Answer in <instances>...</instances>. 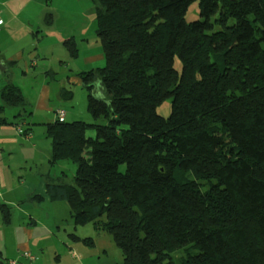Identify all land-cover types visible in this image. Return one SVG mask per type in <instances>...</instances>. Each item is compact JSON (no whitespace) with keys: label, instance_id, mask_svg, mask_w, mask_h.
<instances>
[{"label":"trees","instance_id":"16d2710c","mask_svg":"<svg viewBox=\"0 0 264 264\" xmlns=\"http://www.w3.org/2000/svg\"><path fill=\"white\" fill-rule=\"evenodd\" d=\"M92 2L104 66L78 76L103 123L44 124L50 165H75L47 197L109 233L123 264H264V0ZM0 99L26 104L9 82Z\"/></svg>","mask_w":264,"mask_h":264},{"label":"rangeland","instance_id":"374dc122","mask_svg":"<svg viewBox=\"0 0 264 264\" xmlns=\"http://www.w3.org/2000/svg\"><path fill=\"white\" fill-rule=\"evenodd\" d=\"M28 1L0 0V12L7 11L10 15H14L9 24H7V18L1 17L3 22L0 25V59L3 56L22 51L27 63H36L38 59L41 60L42 69H46V77L38 73L34 75V78L23 76L20 73V69H24L23 63L22 61L17 62L15 84L20 87L17 86L26 104L17 107L6 106L2 111L0 110V113L3 112L0 116L7 118L28 116L34 135L37 136L34 142L43 147L46 137L41 135L44 127L39 123L43 121L41 119L46 114L44 110L37 108L35 102L41 80L46 78L52 84L53 81L58 82L57 87L65 82V90L71 92V97L61 96V99H57L54 92L59 91V88L54 89L53 86L52 97H55V100L52 105L56 107L59 104L66 111L75 115L71 116L73 118L67 119V122L103 123L101 120H94L86 111V91L77 74L103 67L104 58L94 30L95 9L92 0H46L52 2H46L41 19L38 20L36 17L32 22H27L26 18L28 14H31ZM47 14L50 15L49 23L46 21ZM185 18L187 21L200 19L197 2L189 7ZM27 27L30 31L29 36L26 33ZM69 36H72L70 38L73 39L77 47V57L74 59L66 55L62 45L63 39L69 38ZM60 54L65 56L64 63L55 58ZM174 66L176 70L180 71L179 61H176ZM65 67L66 69H64ZM170 103V100L164 101L156 108L157 114L164 118L168 117L171 111ZM0 105H3L1 99ZM50 116L53 118L52 114ZM87 135L94 136V132L91 130ZM12 155L18 156L17 158L13 156L16 166L6 175L2 170L1 173L4 174L6 181L12 180L14 183L18 180L22 181L23 189H25L24 185H27L28 188L35 186L41 172L46 173V182L73 183L75 165L71 162L62 161L51 168L52 165L48 161L46 168L43 169L42 162L25 160L22 153ZM60 170L63 174L60 173ZM50 171L51 175H47ZM53 171L58 172V179L52 176ZM8 185H10L9 182ZM25 205L32 207L31 211L36 216L35 234L44 235L50 231L53 236L50 235L51 238L41 241L39 245L33 246L32 241H29L28 247H26L27 239L22 230L23 224L19 214L14 210L10 217L12 223L8 224L10 218L9 222H5L3 214L0 212V264H9L11 261L14 264H123L120 250L114 244L109 233L96 230L91 222L77 227L76 232L71 231L72 221L65 202L55 201L53 206L49 203L41 205L46 211L43 213L29 202H26ZM23 223L31 227L28 217H25ZM44 223L49 226V230L44 227ZM80 233L84 236L80 237ZM75 235L80 237V241H74ZM84 237L91 239L93 244L83 243L81 239ZM19 244L21 245L18 246ZM24 250L33 257L32 261L22 256ZM73 254L75 256L72 257ZM171 256L174 261H178L182 256V250L174 251Z\"/></svg>","mask_w":264,"mask_h":264},{"label":"crops","instance_id":"0c3cea01","mask_svg":"<svg viewBox=\"0 0 264 264\" xmlns=\"http://www.w3.org/2000/svg\"><path fill=\"white\" fill-rule=\"evenodd\" d=\"M46 2H52V1H46V0H29L28 1V7L30 9L29 13L31 14H28V16L26 17L27 22H32V20H34L36 17H38V20L41 19L44 13V10H45L44 4H46ZM3 16L8 19L7 24H9L10 21L14 18V15H10L7 11L0 12V19ZM94 30L96 33V24H94ZM26 33L29 36L30 31L28 30V27L26 28ZM70 37L72 36H69V38L67 37L66 39H63V41L67 39H72ZM66 55L69 57L67 52H66ZM55 58H58L60 60L59 62H62V63L65 62L64 54L55 56ZM25 60L26 58L24 57V53L22 51L15 52L14 54H11L9 56H3L0 59V91L8 82L12 83L13 85H16L15 84L16 83L15 71H16V68H18L17 62L19 61H22L23 63L24 69H20V73L23 76L25 77L30 76L31 78H34V75L38 73V74H43L44 77H46V69L45 68L42 69L43 67L41 64L42 63L41 60L38 59L36 63H27ZM7 63H10V64H7ZM64 69H66V67ZM6 75L8 77H6ZM57 84L59 83L53 81V84H52L51 82L47 81L46 78H43L41 80V86L39 87L37 94H36V98H35L36 106L39 110H44L46 114V116H43V119H41L43 121L39 123L43 127H44V124L53 122L56 119L55 118L56 110H59V109L64 110L65 112L64 120L65 121H67V119L69 118H73L71 116H75L73 113H69L64 108H62L61 105L57 103H56L57 104L56 107H53L52 105L53 100H55V97H52L53 86H54V89L59 88V91L56 90L54 92V95L57 97V99L58 98L61 99L62 98L61 96L68 97L64 94V92L66 91L64 87L65 82H63L61 86H58V87L56 86ZM51 114L53 118L50 116ZM3 120L5 121V123H0V203L5 204L7 207H9L10 216L8 217V222H9V218L14 213V210L19 214V218L23 224L22 230L27 239L25 246L28 247L27 243L29 241H32L31 243L33 246L39 245L41 241L51 238L50 235H52V233H50V231L48 233L47 231L46 234L44 235L35 234L36 232L34 229L37 226L36 216L31 211L32 207L26 206L25 203L29 202L32 205H34L35 208H39L41 213L46 212L45 209L41 205H44V204L46 205V203H49V205L51 206L55 205V201L49 199L46 195V178H45L46 173L45 172L39 173L40 177H37L39 178V180L37 181V184L29 188L27 185L26 186L24 185L25 189L22 188V181L18 180L15 183L12 180L6 181L4 174L6 175V173L9 172V170L13 169L16 166L15 162H13V159L14 157L17 158L18 156L12 155V154L22 153L24 155L25 160H28L31 162H36V161H39L40 163L42 162L43 169H45L46 162H48L50 158V142L46 138L45 144L43 147H40L38 143L34 142V139L37 136L34 135L32 127L30 126V123L28 121L29 120L28 116H14L12 118L0 116V121H3ZM41 135L42 136L44 135L46 137L45 127L43 128ZM53 167L51 166V168ZM1 170L4 172V174L1 173ZM51 171L48 172L47 175H51L50 174ZM57 173L58 172L53 171V174H52V176H54L56 179H58ZM60 173L63 174L62 170H60ZM8 182L10 185H8ZM32 216L34 218H31ZM25 217H28L29 224H31V227L26 226L23 223ZM11 223H12V218H10V222L8 224H11ZM44 225H45L44 227H46V229L49 230V226H47L45 223ZM70 228H71V231H75V232L77 231L73 225H71ZM79 235L80 237L84 236L82 235V233H80ZM77 237L80 238L78 235ZM74 241H78V240L74 239ZM21 244H19L18 246H20ZM25 252L27 254L29 253L24 250L22 252L23 257H24ZM73 256L75 255L73 254L72 257ZM12 263L14 262L13 261L9 262V264H12Z\"/></svg>","mask_w":264,"mask_h":264},{"label":"built area","instance_id":"2783aa9c","mask_svg":"<svg viewBox=\"0 0 264 264\" xmlns=\"http://www.w3.org/2000/svg\"><path fill=\"white\" fill-rule=\"evenodd\" d=\"M0 24H2V20L0 19ZM64 116H65V112H64V110H62V109H59V110H56L55 111V118L58 120V121H60V122H62L63 120H64ZM24 256L25 257H27L30 261H32L33 260V257L28 253H24ZM12 264H14V263H12Z\"/></svg>","mask_w":264,"mask_h":264}]
</instances>
